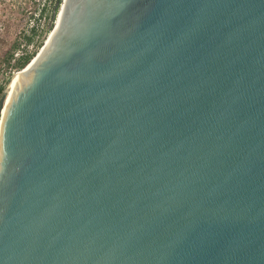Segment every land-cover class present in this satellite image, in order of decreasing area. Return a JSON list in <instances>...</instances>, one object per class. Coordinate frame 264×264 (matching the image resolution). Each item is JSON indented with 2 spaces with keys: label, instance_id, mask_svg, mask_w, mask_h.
<instances>
[{
  "label": "water",
  "instance_id": "95a60500",
  "mask_svg": "<svg viewBox=\"0 0 264 264\" xmlns=\"http://www.w3.org/2000/svg\"><path fill=\"white\" fill-rule=\"evenodd\" d=\"M21 70L0 264H264V0H62Z\"/></svg>",
  "mask_w": 264,
  "mask_h": 264
},
{
  "label": "rangeland",
  "instance_id": "374dc122",
  "mask_svg": "<svg viewBox=\"0 0 264 264\" xmlns=\"http://www.w3.org/2000/svg\"><path fill=\"white\" fill-rule=\"evenodd\" d=\"M53 5L54 0H0V85H3L0 100L11 77L21 69L17 66L18 57L42 40L37 53L54 26L57 13L52 19ZM27 37H32L30 43Z\"/></svg>",
  "mask_w": 264,
  "mask_h": 264
},
{
  "label": "trees",
  "instance_id": "16d2710c",
  "mask_svg": "<svg viewBox=\"0 0 264 264\" xmlns=\"http://www.w3.org/2000/svg\"><path fill=\"white\" fill-rule=\"evenodd\" d=\"M61 2H62V0H54V5L52 6V9H51V17H52V19L54 18L55 14L58 13L57 11L59 9V6H60ZM51 25H52V22L49 25V27L47 28V31L51 29V27H52ZM31 41H32V37H27V42L30 43ZM41 43H42V40H40L36 44V46H35V48L33 50L27 51V52L23 53L22 55H20L18 57L17 66L19 68H22L26 63L29 62V60L36 54V51L38 49L37 47L40 46ZM17 46H18L17 44L14 45L13 49L16 48ZM12 54H13V52L9 54L8 58L12 57ZM2 89H3V85H0V94L2 92Z\"/></svg>",
  "mask_w": 264,
  "mask_h": 264
},
{
  "label": "bare ground",
  "instance_id": "6f19581e",
  "mask_svg": "<svg viewBox=\"0 0 264 264\" xmlns=\"http://www.w3.org/2000/svg\"><path fill=\"white\" fill-rule=\"evenodd\" d=\"M58 14V13H57ZM55 25V24H54ZM46 40V39H45ZM44 44V43H43ZM42 47V46H41ZM40 50V49H39ZM38 50V51H39ZM22 73V70L20 69V71H18L13 77L12 79L10 80L9 82V85H8V88H7V93L5 95V98H4V101H3V105L1 107V117H0V125L2 123V119H3V115H4V112H5V106H6V103H7V100H8V97H9V94L12 90V87L13 85L15 84V82L17 81L18 77L20 76V74Z\"/></svg>",
  "mask_w": 264,
  "mask_h": 264
}]
</instances>
